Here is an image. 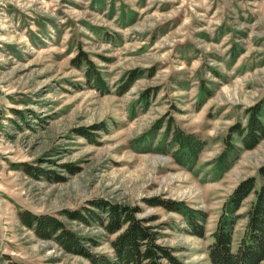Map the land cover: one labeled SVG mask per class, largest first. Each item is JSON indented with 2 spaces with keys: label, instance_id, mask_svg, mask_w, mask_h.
<instances>
[{
  "label": "rangeland",
  "instance_id": "obj_1",
  "mask_svg": "<svg viewBox=\"0 0 264 264\" xmlns=\"http://www.w3.org/2000/svg\"><path fill=\"white\" fill-rule=\"evenodd\" d=\"M130 72L141 77L120 93ZM256 106L264 122V0H0V264L115 261L118 234L102 225L111 205L159 226L179 263L212 264L225 203L264 167V139L245 149L238 135ZM171 121V133L204 144L195 173L157 151ZM230 133L239 158L216 180ZM253 200L241 204L234 250ZM162 202L206 213L203 237ZM28 214L56 219L85 255L59 232L41 236Z\"/></svg>",
  "mask_w": 264,
  "mask_h": 264
},
{
  "label": "trees",
  "instance_id": "obj_2",
  "mask_svg": "<svg viewBox=\"0 0 264 264\" xmlns=\"http://www.w3.org/2000/svg\"><path fill=\"white\" fill-rule=\"evenodd\" d=\"M84 62L87 67V78L96 83L97 89H103L106 92L101 74L94 70L93 63L88 58H85ZM139 77H141L140 73H128L119 92L125 93ZM251 110L253 113L248 125L244 130L238 132L245 149L255 147L260 139H264V122L260 118V106ZM172 123L171 121L169 128H166L165 140L160 143L157 151L169 153L177 165L195 173L198 156L203 150L204 144L197 137L179 128H174L171 133ZM168 137L169 145L166 142ZM174 149L175 151L171 153ZM240 151L241 148L233 143L230 133L224 152L212 163L216 180L233 167L239 158ZM258 179L262 182L260 186H258ZM251 194L254 195V200L244 216L247 219L245 233L237 249L234 250L232 245L234 229L237 222L243 217L238 212L241 204ZM153 205H159L181 214L185 219L188 232L203 237L204 225L207 220L206 213L192 209L184 203L162 202ZM106 207L108 220L106 224L102 223V225L107 233L118 234L112 242L116 260L110 261L104 257L96 259V256L86 254L94 264H166L163 261L168 264H181L173 256L171 249L158 244L159 226H152L149 221L139 219L136 216L137 209L119 205ZM26 217L28 218L26 223L36 225V230L41 236L49 238L51 234L59 232L56 240L67 251L85 255L83 251L81 252V240L74 233L64 229L56 219L48 216L32 217L29 214ZM212 238L213 242L208 247V256L212 264H261L264 261V167L258 170V176L248 177L237 185L224 205ZM10 264L18 263L11 262Z\"/></svg>",
  "mask_w": 264,
  "mask_h": 264
}]
</instances>
